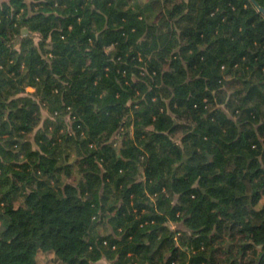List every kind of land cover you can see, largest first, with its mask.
Instances as JSON below:
<instances>
[{
	"label": "trees",
	"instance_id": "1",
	"mask_svg": "<svg viewBox=\"0 0 264 264\" xmlns=\"http://www.w3.org/2000/svg\"><path fill=\"white\" fill-rule=\"evenodd\" d=\"M235 249L264 264V13L0 0V264H229Z\"/></svg>",
	"mask_w": 264,
	"mask_h": 264
},
{
	"label": "rangeland",
	"instance_id": "2",
	"mask_svg": "<svg viewBox=\"0 0 264 264\" xmlns=\"http://www.w3.org/2000/svg\"><path fill=\"white\" fill-rule=\"evenodd\" d=\"M27 90L32 91L33 88L27 87ZM45 116H47L46 111L43 112V118ZM238 236H240V235H236V237H238ZM234 244H236V243H234ZM235 248H237V247H235ZM240 257H241V253H236V249H235V251H233V253H231V258L228 259L229 260V264L231 263L232 260H239V261H237L236 264H242L243 262H245V261L247 262L248 261L246 258L245 259H242ZM51 258H52V256H50L48 254L41 253L39 255V263L40 264H59L58 262L54 261ZM226 258H228L227 255H226Z\"/></svg>",
	"mask_w": 264,
	"mask_h": 264
},
{
	"label": "water",
	"instance_id": "3",
	"mask_svg": "<svg viewBox=\"0 0 264 264\" xmlns=\"http://www.w3.org/2000/svg\"><path fill=\"white\" fill-rule=\"evenodd\" d=\"M255 6L261 11L264 13V8L260 5V3L257 1V0H251Z\"/></svg>",
	"mask_w": 264,
	"mask_h": 264
},
{
	"label": "crops",
	"instance_id": "4",
	"mask_svg": "<svg viewBox=\"0 0 264 264\" xmlns=\"http://www.w3.org/2000/svg\"><path fill=\"white\" fill-rule=\"evenodd\" d=\"M133 1H134V0H132V2H133ZM139 1H142V2H144V1H145V2H146L147 0H139ZM30 88H32V87H30Z\"/></svg>",
	"mask_w": 264,
	"mask_h": 264
}]
</instances>
